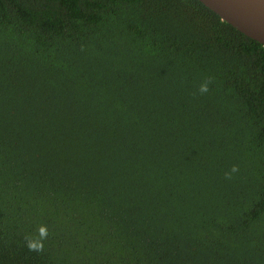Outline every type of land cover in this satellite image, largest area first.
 I'll list each match as a JSON object with an SVG mask.
<instances>
[{"label": "trees", "instance_id": "obj_1", "mask_svg": "<svg viewBox=\"0 0 264 264\" xmlns=\"http://www.w3.org/2000/svg\"><path fill=\"white\" fill-rule=\"evenodd\" d=\"M0 264H264V45L201 0H0Z\"/></svg>", "mask_w": 264, "mask_h": 264}, {"label": "water", "instance_id": "obj_2", "mask_svg": "<svg viewBox=\"0 0 264 264\" xmlns=\"http://www.w3.org/2000/svg\"><path fill=\"white\" fill-rule=\"evenodd\" d=\"M221 18L264 45V0H201Z\"/></svg>", "mask_w": 264, "mask_h": 264}, {"label": "clouds", "instance_id": "obj_3", "mask_svg": "<svg viewBox=\"0 0 264 264\" xmlns=\"http://www.w3.org/2000/svg\"><path fill=\"white\" fill-rule=\"evenodd\" d=\"M211 84V79L205 80L199 86V92L201 94L207 93L209 91V85ZM239 171L238 165H233L230 171L225 172V179L232 180L233 174ZM38 239H34L30 236H26L25 240L27 242V247L29 251L41 252L44 247V240L48 237V229L46 225H41L38 229Z\"/></svg>", "mask_w": 264, "mask_h": 264}]
</instances>
